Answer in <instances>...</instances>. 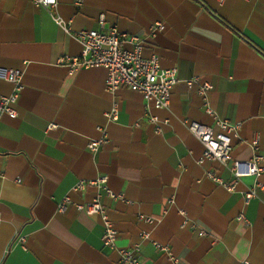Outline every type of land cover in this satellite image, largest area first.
<instances>
[{
    "label": "crops",
    "instance_id": "0c3cea01",
    "mask_svg": "<svg viewBox=\"0 0 264 264\" xmlns=\"http://www.w3.org/2000/svg\"><path fill=\"white\" fill-rule=\"evenodd\" d=\"M54 11L70 32L33 0H0V97L14 90L2 76L7 69H19L23 84L17 116H0V264H126L122 248L143 264H173L152 240L168 244L177 264H264V188L246 204L253 177L236 180L231 164L200 163L204 146L187 124L217 130L208 104L242 124L234 158L252 157L254 133L264 156V0H57ZM101 16L104 27L139 36L144 56L176 69L167 107L147 108L125 86L108 91L103 67L70 73L60 62L81 54L77 32L99 28ZM156 22L165 27L152 32ZM195 76L189 87L185 80ZM204 81L213 86L207 98L199 92ZM104 136L97 150L88 147ZM208 171L237 181L236 189ZM100 176L117 198L96 184L73 188ZM99 193L117 229L114 249L103 244L100 216L76 207Z\"/></svg>",
    "mask_w": 264,
    "mask_h": 264
},
{
    "label": "built area",
    "instance_id": "2783aa9c",
    "mask_svg": "<svg viewBox=\"0 0 264 264\" xmlns=\"http://www.w3.org/2000/svg\"><path fill=\"white\" fill-rule=\"evenodd\" d=\"M250 1V0H248ZM36 5H43L48 8L53 15L54 20L70 32L66 21L55 13L54 9L57 0H33ZM104 18L100 17V27L89 30H81L77 32V37L82 44V52L78 56L65 55L60 58V62L64 63L70 73H74L83 68L103 67L107 71L105 87L108 91L115 93L118 89L125 86L133 91L139 92L145 101L146 107L165 108L170 103L171 89L178 82L177 71L175 68H163L157 56L146 57L143 54L142 39L134 34L128 35L120 32L116 26L104 27ZM163 22H156L151 26V31L164 29ZM128 44L129 46H126ZM6 80L14 84V90L0 97V116L5 113L12 117L17 116L16 103L19 93L23 88L22 72L19 69H7L2 75ZM198 76L185 80L190 87L198 82ZM212 84L204 81L199 84V92L207 98V92L212 88ZM206 109L213 114L216 120L217 130L208 124L198 121L188 122L190 132L203 144L204 150L199 162L206 160L217 161L223 166L231 164V171L236 178L242 176H252L253 182L245 192V202L257 196V190L264 188L262 176L264 173V156L260 152V135L254 133L248 144L252 148V157L247 160L236 159L233 157V138L239 137V130L242 126L241 122H233L226 118H221L208 106ZM117 104H114L112 111L108 117L114 119L117 115ZM152 122L157 121L156 116H151ZM107 138L104 136L98 140H90L88 147L95 151L102 143H106ZM208 177L216 180L229 190H235L237 181H229L221 176H217L214 172L208 171ZM88 184H96L102 189V192L113 198H117L107 185V176H100L95 180H80L74 185L75 190H83ZM102 193L97 194L95 198L88 202L76 204L78 210L85 211L89 215L100 216L104 232L102 235L103 244L109 249L116 247L117 229L112 219L107 214L106 208L101 200ZM69 198L66 197L59 203L58 210L64 212L66 203ZM172 201V200H170ZM139 218L149 224H156L159 220L153 216L139 214ZM239 219H245L244 213L240 214ZM187 221L185 220V223ZM204 233V232H203ZM144 239H151V231L141 232ZM21 242L25 241V236H20ZM152 240V239H151ZM157 248H159L173 264H177L178 258L168 244H161L152 240ZM121 261L126 264H143L139 256L128 248L119 249ZM241 264H253L245 259Z\"/></svg>",
    "mask_w": 264,
    "mask_h": 264
}]
</instances>
